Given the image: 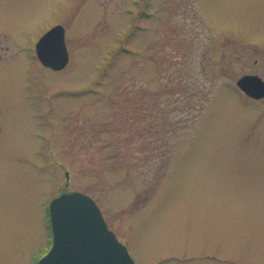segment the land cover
<instances>
[{
    "label": "rangeland",
    "instance_id": "obj_1",
    "mask_svg": "<svg viewBox=\"0 0 264 264\" xmlns=\"http://www.w3.org/2000/svg\"><path fill=\"white\" fill-rule=\"evenodd\" d=\"M65 27L69 61L35 42ZM264 0H0V264L48 203L97 201L136 264H264Z\"/></svg>",
    "mask_w": 264,
    "mask_h": 264
},
{
    "label": "water",
    "instance_id": "obj_2",
    "mask_svg": "<svg viewBox=\"0 0 264 264\" xmlns=\"http://www.w3.org/2000/svg\"><path fill=\"white\" fill-rule=\"evenodd\" d=\"M37 51L44 64L65 67L69 61L65 27L57 24L49 29L39 39ZM238 84L251 96H264V79L258 74H245ZM50 214L53 245L39 264H136L88 194L62 193L51 201Z\"/></svg>",
    "mask_w": 264,
    "mask_h": 264
},
{
    "label": "flooded vegetation",
    "instance_id": "obj_3",
    "mask_svg": "<svg viewBox=\"0 0 264 264\" xmlns=\"http://www.w3.org/2000/svg\"><path fill=\"white\" fill-rule=\"evenodd\" d=\"M263 77V76H262ZM264 78V77H263Z\"/></svg>",
    "mask_w": 264,
    "mask_h": 264
}]
</instances>
